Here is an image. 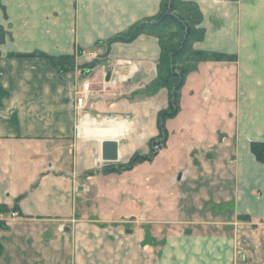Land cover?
Masks as SVG:
<instances>
[{
  "label": "crops",
  "instance_id": "crops-1",
  "mask_svg": "<svg viewBox=\"0 0 264 264\" xmlns=\"http://www.w3.org/2000/svg\"><path fill=\"white\" fill-rule=\"evenodd\" d=\"M183 1L202 14L194 48L235 59L199 62L162 150L106 173L150 154L168 106L166 88L147 90L158 39L108 43L156 16L160 0H0V205L19 198L16 217L0 216V264H264V163L250 151L264 142V0ZM33 52L73 54L75 66L10 56ZM174 135L189 159L173 168L177 192L155 204L145 165L170 153ZM106 140L117 142L115 162L101 160Z\"/></svg>",
  "mask_w": 264,
  "mask_h": 264
},
{
  "label": "trees",
  "instance_id": "trees-1",
  "mask_svg": "<svg viewBox=\"0 0 264 264\" xmlns=\"http://www.w3.org/2000/svg\"><path fill=\"white\" fill-rule=\"evenodd\" d=\"M202 14L198 5L191 1L183 0H160L159 12L156 16L145 19L130 27L123 33L112 37L108 43H130L140 35H153L158 39L160 48L157 61V76L148 86L149 92H154L161 88H166L169 92L168 106L159 112L157 117L158 136L152 139L150 144V154L148 156L134 155L128 163L117 168H107L106 173H118L132 169L135 165L144 161H150L158 152L152 150L154 143L159 142L165 145L168 132L165 123L168 119L175 117L180 109V90L184 84L187 74L197 68L202 61H232V55L220 54L217 52L196 50L193 44L202 40L204 30L200 27ZM169 35L168 40H164V34ZM4 32H0V42L3 41ZM14 57H44L59 68L60 73L70 71L75 66L73 54L48 56L44 53L33 52L27 54H10ZM192 62V64L190 63ZM190 63V64H189ZM189 64V65H188ZM93 64H87L82 68H91ZM250 151L256 161L264 163V142H251ZM19 199V198H18ZM11 208L1 204L0 215L17 212V201ZM248 220V218H246ZM3 223L0 221V227ZM2 246L0 243V254Z\"/></svg>",
  "mask_w": 264,
  "mask_h": 264
},
{
  "label": "rangeland",
  "instance_id": "rangeland-1",
  "mask_svg": "<svg viewBox=\"0 0 264 264\" xmlns=\"http://www.w3.org/2000/svg\"><path fill=\"white\" fill-rule=\"evenodd\" d=\"M1 30L4 32V35H5L6 32L2 28H0V32H1ZM163 36H164V40H168L169 39V35L167 33L164 34ZM194 45H195V43L193 44V48H194ZM194 49H196V48H194ZM220 54H225V53H220ZM225 55H228V54H225ZM222 61H226V60H222ZM190 63L192 64V62H190ZM191 72H189V73H191ZM89 86H90V83H89ZM89 96H90V89H89ZM88 98H87V100H88ZM196 98L199 99V97H196ZM76 104H77V102H76ZM85 104H86V102H85ZM184 115H188V114L186 113ZM203 128H204L205 134H207L206 131H205L206 130V126H204ZM171 140L172 141H170L169 144L173 148L170 147V153L168 155H165V154L161 153L159 155V157L155 158V160L153 162H147L146 163L147 165H145L146 166L145 168H147L148 172H152L153 175H154V179L152 181V184H150L151 189L149 191V198L155 204H158V203L160 204L162 201H164L165 198H166V195L169 194V192H172V193L177 192L178 187L177 186H173V185L170 184V179H171L170 177L172 176L173 168L175 166H177V165H183L184 163H186L185 160L189 159V156L183 153V150L181 149V147L177 148V147L180 146L179 144L181 143L179 141L183 142V140L181 138L177 137V135L172 136ZM184 141H186V140H184ZM162 147L158 151V153L162 150ZM8 181H9V179H7V182ZM172 193H171V195H172ZM172 200L175 203L177 201V197H175L174 194L172 195L170 201L172 202ZM207 208L204 211H210L211 210V204L208 205ZM91 214L94 215V216L98 215L99 217H101L103 215V213L97 212V210L92 211ZM174 215H177V213H174ZM208 221H211V220L209 219ZM223 221H225V220H223ZM247 221H250V220H247ZM206 222L207 221H205L204 223L205 224H209V225H206V226H211V224H210L211 222H208V223H206ZM252 222L256 224L255 226H258V224H259V220H257V221L254 220ZM129 226H130V223H128L126 225V228L127 227L129 228ZM181 226L182 227H184V226H188L189 227V226H192V225L181 224ZM58 230H59L60 233H62L63 232V227L59 226ZM68 230H69V228H68ZM123 238H126V235H124ZM151 238H154L153 240H155L157 242H159V241L161 242V240H164L166 238V235H157V236H152ZM109 242H111V241H109ZM110 244L113 245V247H114V243L113 242H111ZM108 254H110V253H108ZM113 260L114 259H113V254H112V258L110 259V261H113ZM59 262L62 263V260H59Z\"/></svg>",
  "mask_w": 264,
  "mask_h": 264
},
{
  "label": "water",
  "instance_id": "water-1",
  "mask_svg": "<svg viewBox=\"0 0 264 264\" xmlns=\"http://www.w3.org/2000/svg\"><path fill=\"white\" fill-rule=\"evenodd\" d=\"M109 75H107V80ZM117 142L115 141H104L102 142L101 149V160L107 162H115L117 160ZM190 233V231H187Z\"/></svg>",
  "mask_w": 264,
  "mask_h": 264
},
{
  "label": "built area",
  "instance_id": "built-area-1",
  "mask_svg": "<svg viewBox=\"0 0 264 264\" xmlns=\"http://www.w3.org/2000/svg\"><path fill=\"white\" fill-rule=\"evenodd\" d=\"M89 97V83L85 82L82 86V90L80 92V94L78 95L76 102H77V106H82L85 104V102L87 101V98ZM162 147V144H160L159 142H156L153 144L152 146V150L154 152H158ZM12 218L17 216L16 212H11L9 214ZM2 217V215H0Z\"/></svg>",
  "mask_w": 264,
  "mask_h": 264
}]
</instances>
